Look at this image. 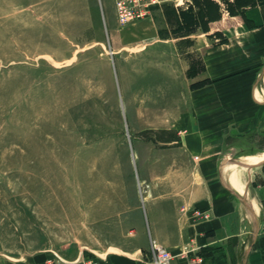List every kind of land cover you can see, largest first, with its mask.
Listing matches in <instances>:
<instances>
[{
  "label": "rangeland",
  "instance_id": "1",
  "mask_svg": "<svg viewBox=\"0 0 264 264\" xmlns=\"http://www.w3.org/2000/svg\"><path fill=\"white\" fill-rule=\"evenodd\" d=\"M224 3L168 0L150 20L121 29L113 0H0V264H36L53 253L150 261L162 204L149 196L146 172L179 156L159 130L168 122L163 77L171 70L184 95L185 79L205 64L188 52L185 68L178 42L224 26L215 9L228 14ZM168 42L172 50L152 55L153 44ZM247 172L239 174L245 186ZM242 213L227 264H238L250 241L253 223Z\"/></svg>",
  "mask_w": 264,
  "mask_h": 264
},
{
  "label": "crops",
  "instance_id": "2",
  "mask_svg": "<svg viewBox=\"0 0 264 264\" xmlns=\"http://www.w3.org/2000/svg\"><path fill=\"white\" fill-rule=\"evenodd\" d=\"M222 1L228 7V14L220 18L224 26L196 29L191 35L194 42L185 38L178 42L185 53V68L193 60L186 54L193 52L196 59L204 61V70L185 79L184 95L171 70L163 77L167 82L162 113L168 122L159 134L179 156L171 160L168 169L146 172L149 196L162 204L155 206L162 210L158 214L162 222L153 221L152 239L172 253L183 246L205 249L204 264H227L225 247L237 236L233 227L237 216L242 218L243 208L253 228L238 264H264V0H241L240 6L235 0ZM229 6L237 7L236 13L231 14ZM160 11L161 7L152 14ZM115 26L126 28L119 27L116 20ZM172 44H153L152 55L161 49L172 50ZM173 65L176 63L169 62ZM155 104L150 107L154 114L159 112ZM233 158L231 165L248 171L249 183L242 195L222 174L223 165ZM251 158L260 161L253 163ZM194 209L203 210L209 219L194 218ZM161 228L167 231L163 237L158 236ZM173 243L177 245L172 247ZM171 264L187 263L174 259Z\"/></svg>",
  "mask_w": 264,
  "mask_h": 264
},
{
  "label": "built area",
  "instance_id": "3",
  "mask_svg": "<svg viewBox=\"0 0 264 264\" xmlns=\"http://www.w3.org/2000/svg\"><path fill=\"white\" fill-rule=\"evenodd\" d=\"M168 0H113L115 20L119 27H127L151 17L154 9L161 7ZM194 218L209 219V215L201 209L192 211ZM174 259L184 260L187 264H204V258L198 249L183 246L177 253H172L163 246L151 243L150 261L147 264H171ZM36 264H99L94 258L77 255L74 259H64L53 253Z\"/></svg>",
  "mask_w": 264,
  "mask_h": 264
},
{
  "label": "bare ground",
  "instance_id": "4",
  "mask_svg": "<svg viewBox=\"0 0 264 264\" xmlns=\"http://www.w3.org/2000/svg\"><path fill=\"white\" fill-rule=\"evenodd\" d=\"M244 161V160H242ZM246 161V160H245ZM253 163H256L258 161H260L259 159H255V158H251V160H249ZM245 165V163H244ZM235 167V166H234ZM229 167L226 166V168L223 170V173L225 174V179L228 182V184L230 185V187H232V189L238 194V195H242L245 191V183L242 182V180L240 179V171L244 169H238L237 167ZM223 178V177H222ZM246 197V196H245ZM255 203V202H254ZM253 208H254V212L257 214V208L255 206V204H253ZM253 212V211H252ZM255 215V214H254Z\"/></svg>",
  "mask_w": 264,
  "mask_h": 264
},
{
  "label": "trees",
  "instance_id": "5",
  "mask_svg": "<svg viewBox=\"0 0 264 264\" xmlns=\"http://www.w3.org/2000/svg\"><path fill=\"white\" fill-rule=\"evenodd\" d=\"M235 4L240 6L241 5V0H235ZM215 9H216V13H217V19H219L220 18V15H221V13L219 11V6L218 5H215ZM230 11H231V9H230ZM182 15H184V14H182ZM204 252H205V249H201L199 251L200 255L203 256V257H204Z\"/></svg>",
  "mask_w": 264,
  "mask_h": 264
},
{
  "label": "water",
  "instance_id": "6",
  "mask_svg": "<svg viewBox=\"0 0 264 264\" xmlns=\"http://www.w3.org/2000/svg\"><path fill=\"white\" fill-rule=\"evenodd\" d=\"M250 209V208H249ZM251 210V209H250ZM251 212H252V210H251ZM258 231V224H256V232ZM255 232V233H256Z\"/></svg>",
  "mask_w": 264,
  "mask_h": 264
}]
</instances>
